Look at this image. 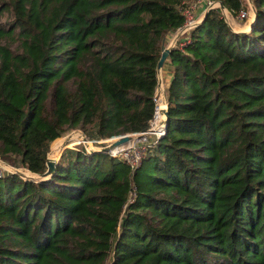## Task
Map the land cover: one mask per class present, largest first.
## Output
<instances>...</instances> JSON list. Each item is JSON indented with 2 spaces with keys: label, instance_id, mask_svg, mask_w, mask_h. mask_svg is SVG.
Here are the masks:
<instances>
[{
  "label": "trees",
  "instance_id": "obj_1",
  "mask_svg": "<svg viewBox=\"0 0 264 264\" xmlns=\"http://www.w3.org/2000/svg\"><path fill=\"white\" fill-rule=\"evenodd\" d=\"M184 1H0L13 14L0 25V157L38 174L67 130H145ZM249 1V29L212 7L170 48L166 126L133 170L66 147L45 177L0 173V264H264V0Z\"/></svg>",
  "mask_w": 264,
  "mask_h": 264
},
{
  "label": "built area",
  "instance_id": "obj_2",
  "mask_svg": "<svg viewBox=\"0 0 264 264\" xmlns=\"http://www.w3.org/2000/svg\"><path fill=\"white\" fill-rule=\"evenodd\" d=\"M218 3L219 2H216L215 0H186L184 1V4L180 6V10L184 14L185 18H184L183 23L176 29L178 33L184 34V38L182 42H180V45L188 41L189 30L202 19V17L200 16L202 12L198 14L199 15L198 17L197 15L195 16L196 12H198V9L201 7V5L204 6L203 9L206 11L208 8L217 7ZM251 8L252 6L250 4L248 5L247 9L241 10L238 13V15L242 17H247L250 14ZM173 45L174 43H172L170 47H172ZM161 108H167L166 91H165V86L162 80H161V85L160 86L156 85L154 92H153V117L151 118L147 128L142 131L133 132L132 139L128 140L127 142L123 144H120L113 148L108 149L106 153L110 156L118 157L124 160L129 165V167L133 170L137 165L140 164L142 158L146 154L148 147L155 144L156 140L161 136V134L164 131V128H165L164 125L162 123H159L161 119V113H160ZM142 132H144L145 134H143V136L138 137L137 135L141 134ZM85 138H86L85 141L88 142L89 140L87 139L86 136ZM113 138L114 137H112L110 141ZM92 141L96 143L98 142L100 144H102L101 142H105L102 139L92 140ZM107 143H104V144H107ZM133 198H134V191L132 190L129 193L128 200L131 201Z\"/></svg>",
  "mask_w": 264,
  "mask_h": 264
},
{
  "label": "rangeland",
  "instance_id": "obj_3",
  "mask_svg": "<svg viewBox=\"0 0 264 264\" xmlns=\"http://www.w3.org/2000/svg\"><path fill=\"white\" fill-rule=\"evenodd\" d=\"M0 1H3V0H0ZM215 1L218 2V0H215ZM244 2L246 5L251 4L249 0H244ZM1 4H2V2H0V25L1 26H5V25L8 26L9 22L12 20V17H13L12 10L2 8ZM203 8H204V6L201 5V7L198 9V12H196L195 16L197 15V17H198L199 16L198 14L201 13V10ZM217 8L219 9L220 13L223 15L226 22L228 23V25L232 29L237 30V31H244L246 29H249L250 23H251L252 18H253V17H251L252 14H250L248 17H242L239 15H236V13L230 11L226 7L219 6V3L217 5ZM250 13H252V8L250 10ZM180 38H181V41H180ZM183 38H184V34L178 33L175 30L174 32L167 34L163 43L168 44L170 42V40L175 39V42H173V43H174V45H176L177 42H178L177 44H180V42H182ZM7 42H12L13 47L16 46V42H14L13 40H7ZM163 73L167 74V72L162 71L161 78H164ZM162 81H163V79H162ZM163 83H164V81H163ZM71 135H72V137H71ZM84 135L86 136L85 132L80 128H74V129H70V130L65 131L61 136L57 137L55 140H53L51 142L49 149H48V152H47V156H49V152L51 151L49 157H53V158L57 159L60 156L61 152L66 147H76V148L84 147V148H86V143L84 142V137H85ZM111 138L112 137H110L109 139L105 138V139H103L105 142H101V143L102 144L107 143L110 141ZM87 139L89 140V142H90L89 146L91 145V147L92 146L97 147V146L102 145V144H99L98 142L97 143L93 142L92 138L87 137ZM106 155H108V154L106 153ZM5 171L16 172V173H20L22 175H30V176L36 177V174L29 173L28 171L24 170L20 166L17 156H14V155H10L4 159L0 157V173H3Z\"/></svg>",
  "mask_w": 264,
  "mask_h": 264
},
{
  "label": "water",
  "instance_id": "obj_4",
  "mask_svg": "<svg viewBox=\"0 0 264 264\" xmlns=\"http://www.w3.org/2000/svg\"><path fill=\"white\" fill-rule=\"evenodd\" d=\"M219 6H223L222 3L219 1ZM162 52H161V56L158 60L157 63V71H158V80H157V85L160 86L161 85V67L163 65L164 60L166 59V57L168 56L169 52H170V46L169 47H164V45H162ZM160 113H161V119L159 123H162L164 125V127L166 126V121H167V108H161L160 109ZM133 133H125V134H121V135H117L114 136V138L108 142L107 144L104 145H100L97 147H91L86 143V148L88 150H90L91 152H104L106 153V151L110 148H113L117 145H120L122 143L127 142L128 140L133 138ZM143 134H145L144 132H142L141 134H138L137 136H143ZM86 140V138H85ZM56 159L53 157H49L47 156L46 158V165H47V169L43 172V173H38L36 174V177L38 178H42L45 177L47 175H49L50 173L54 172V164H55ZM25 176H29V175H25Z\"/></svg>",
  "mask_w": 264,
  "mask_h": 264
},
{
  "label": "crops",
  "instance_id": "obj_5",
  "mask_svg": "<svg viewBox=\"0 0 264 264\" xmlns=\"http://www.w3.org/2000/svg\"><path fill=\"white\" fill-rule=\"evenodd\" d=\"M201 17L204 15V12H205V10L204 9H202L201 10ZM179 39V38H178ZM180 40H181V38H180ZM173 42H175V39H172V40H170V42L168 43V44H164L163 43V45H164V47H169L170 45H172V43ZM162 71H164V72H167V74H165V73H163L164 74V78H162L163 79V81H164V85H165V87L168 85V83H169V80H170V74H171V71H170V64H169V61H168V57H166V59L164 60V62H163V65H162V67H161V74H162Z\"/></svg>",
  "mask_w": 264,
  "mask_h": 264
},
{
  "label": "bare ground",
  "instance_id": "obj_6",
  "mask_svg": "<svg viewBox=\"0 0 264 264\" xmlns=\"http://www.w3.org/2000/svg\"><path fill=\"white\" fill-rule=\"evenodd\" d=\"M71 134H72V133H71ZM71 137H72V135H71ZM84 142H85V137H84ZM86 142H87V141H86ZM87 143H88V145H89L90 142L88 141ZM122 144H123V143H122ZM49 156H50V153H49Z\"/></svg>",
  "mask_w": 264,
  "mask_h": 264
}]
</instances>
